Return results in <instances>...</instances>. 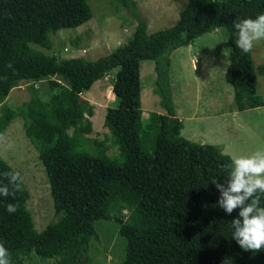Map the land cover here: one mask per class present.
I'll return each mask as SVG.
<instances>
[{"label":"trees","instance_id":"trees-1","mask_svg":"<svg viewBox=\"0 0 264 264\" xmlns=\"http://www.w3.org/2000/svg\"><path fill=\"white\" fill-rule=\"evenodd\" d=\"M116 1L135 19L134 31L125 44L90 61L42 51L51 50V36L58 30L91 19L85 0H0V134L13 119L23 120L56 217L37 232L25 207L23 183L14 197L0 196V242L11 264H22L31 254L75 264L89 239L97 238L98 220L119 226L124 240L120 264H264V248L244 251L232 239L230 222L239 209L228 214L216 206L221 192L212 180L225 183L220 165L230 163V157L180 135L169 79L173 51L223 28L228 60L224 80L232 88L236 110L264 106L256 93V76L264 74V67L256 72L251 51L244 54L235 47L232 28L238 17L254 19L264 13V0H189L173 25L149 34L134 1ZM146 61L153 63V92L164 115L150 113L143 123L139 70ZM113 70L115 107L105 110L102 121L106 141L85 151L77 137L90 133L84 116H92V107L80 104L79 97ZM44 79L51 92L47 100L31 98L19 109L3 102L18 84ZM107 141L116 148V157L106 154ZM5 172L13 170L0 157V182L7 183ZM257 195L264 206V193ZM9 203L17 206L14 214L6 211Z\"/></svg>","mask_w":264,"mask_h":264},{"label":"rangeland","instance_id":"rangeland-1","mask_svg":"<svg viewBox=\"0 0 264 264\" xmlns=\"http://www.w3.org/2000/svg\"><path fill=\"white\" fill-rule=\"evenodd\" d=\"M85 1L90 8L91 19L77 28L58 30L51 36V50L42 49L44 53L56 57L81 56L91 61L104 57L131 37L137 23L116 0ZM133 1L149 34L173 25L189 0ZM225 39L224 29L219 28L194 40L192 48L182 47L184 49L172 52L169 68L170 91L174 93L176 104L182 99L185 105L194 107L198 113L212 117L218 112L224 113L223 118L215 119L210 124L214 127V133H217L215 135L222 141L220 143L223 154L227 153L235 158L264 150V106L242 112L236 110L232 88L224 80L228 64ZM175 57L179 64L178 70L175 69ZM251 58L256 72L257 68L264 67V46L261 41L255 43ZM114 73V70L109 72L79 97L80 104L85 103L92 107V116H84L91 123L90 133L77 137L79 147L85 151H93L95 143L104 141L108 135L102 121L105 110L115 107L111 92ZM139 75L141 115L142 122L145 123L150 113L164 115V111L159 106L158 96L153 92L155 74L152 61L140 64ZM256 78V93L264 101V74H257ZM58 81L66 85L64 80L59 78ZM50 95L48 79L22 82L8 92L3 102L12 109H19L31 98L37 97L45 101ZM229 112H233L235 118ZM23 125V120L17 117L0 134V157L13 172L20 173L28 192L25 207L30 213L34 229L40 232L48 223L56 221V217L53 215L48 184L38 160V152L25 137ZM192 126L183 121V132L188 129L195 132ZM201 132L202 136L212 142L210 139L214 134H207L206 128ZM104 145L109 157L117 156L116 148L111 147L108 141ZM94 227L97 238L89 239L86 249L79 251L80 255L75 264H120L124 254V240L118 234L119 226L112 221L98 220ZM22 264L58 262L56 258L39 259L31 254L23 258Z\"/></svg>","mask_w":264,"mask_h":264},{"label":"clouds","instance_id":"clouds-1","mask_svg":"<svg viewBox=\"0 0 264 264\" xmlns=\"http://www.w3.org/2000/svg\"><path fill=\"white\" fill-rule=\"evenodd\" d=\"M232 28L235 47L247 54L253 50L256 42L264 40V13L254 19L238 17ZM220 168L226 172L227 187L225 183L212 180V184L221 192L216 206L228 214L239 209L238 218L230 222L232 239L244 251L259 252L264 248V206H261L257 193H264V150L230 158V163L220 165ZM3 177L7 183L0 182V196L14 197L15 192L21 189L20 173L5 172ZM6 211L14 214L17 206L9 203ZM0 264H11L10 254L3 242H0Z\"/></svg>","mask_w":264,"mask_h":264},{"label":"crops","instance_id":"crops-1","mask_svg":"<svg viewBox=\"0 0 264 264\" xmlns=\"http://www.w3.org/2000/svg\"><path fill=\"white\" fill-rule=\"evenodd\" d=\"M192 44L189 46H186L184 48H192V46H193ZM184 48L181 47V48L176 49L175 51L177 52L179 49H184ZM175 51H173V52H175ZM174 63H176L175 69L178 70L179 64H178V60L176 57L174 59ZM177 64H178V66H177ZM179 73L180 72L178 71V74ZM139 74H140V70H139ZM170 89H171V84H170ZM171 98L173 99L172 103H173V107H174L175 117L181 122V125H182V128L180 130V135L182 137H184L185 139H188V140L193 141V142L198 143V144L210 143L211 145L215 146L220 152H222L223 150L221 148V143H220L222 141L219 139V136L215 135L217 133L216 132L214 133V127L212 126V124H210V122L212 123L213 120H215V119L223 118L224 113L218 112L213 117L209 116V115H204L203 113H198V111H196V109L194 107L191 108V107L187 106L188 104L185 105L184 101L182 99H180V102L178 104H176L175 99H174V93H172V92H171ZM229 115H232V118H235V114H233V112L230 113ZM201 116H203V117H201ZM183 121H187L189 124L193 125L191 128H194V130H196V131L194 132V131L188 129L184 133L183 132V130H184ZM205 128H206L207 134H210V135L214 134V136L211 137V139H210L212 142L208 141L209 140L208 138L206 139L204 136H202L203 132H201V130L204 131ZM224 154L227 155V153H224ZM230 158H231V156H230Z\"/></svg>","mask_w":264,"mask_h":264}]
</instances>
